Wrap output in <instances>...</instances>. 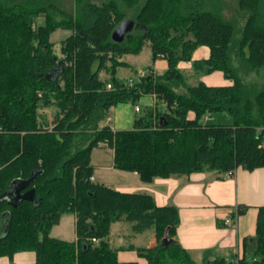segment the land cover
<instances>
[{"label":"trees","instance_id":"16d2710c","mask_svg":"<svg viewBox=\"0 0 264 264\" xmlns=\"http://www.w3.org/2000/svg\"><path fill=\"white\" fill-rule=\"evenodd\" d=\"M81 1L76 0V15L70 16L54 0H0V257L31 251L33 264H137L119 262L108 241L112 223L125 220L135 232L155 229L157 245L138 249L149 264H264V205L250 256L212 260L206 251L197 263L175 239L180 223L176 206H158L151 194L95 182L91 163L93 148L107 143L114 167L136 171L145 182L196 171L232 175L239 167H264V84L257 89L244 80L264 69L259 16L264 0L239 1V11L248 15L239 38L232 23L200 0H146L122 42L112 39L124 20L114 1L83 6ZM59 28L71 31L61 45L63 59L54 54L51 41ZM146 45L152 59H166L168 68L132 78L130 85L117 75L119 67L128 65L121 58L140 54ZM202 45L209 56L193 59ZM180 61H192L197 74L222 71L233 83L189 84ZM101 72L108 77L103 79ZM180 86L185 92L177 91ZM146 94H154L159 103L146 106L131 128L101 126L113 106L132 102L141 109L137 102ZM49 106L56 108L52 131L43 130L39 119V108ZM214 113L229 114L231 123L204 121ZM34 172L21 189H34L33 199L15 203L14 193L4 195L15 180H28ZM245 211L242 207L238 214ZM71 212L76 241L52 237V228Z\"/></svg>","mask_w":264,"mask_h":264},{"label":"crops","instance_id":"0c3cea01","mask_svg":"<svg viewBox=\"0 0 264 264\" xmlns=\"http://www.w3.org/2000/svg\"><path fill=\"white\" fill-rule=\"evenodd\" d=\"M140 54H124L121 60L127 62L128 65L119 67L117 75L119 76L120 69H130L133 72L132 76L119 77L124 80L130 78L138 80L142 70L156 76L168 68L166 59L157 58L153 60L152 53L148 68H138L134 59ZM208 56L209 48L205 45L199 46L193 52V59H203ZM130 57L133 60L130 61ZM178 67L185 75L187 83L189 80L197 83L203 81L211 86L231 85L233 83L230 79L225 78L223 72L219 70L209 74H197L192 61H180ZM101 77L105 79L108 74L101 72ZM188 78L190 79L187 80ZM144 97L148 106L154 105L156 102L159 103L154 94H146ZM113 107L106 124H109L113 130L131 128L134 120L131 111L129 120L126 122L127 127L116 128L111 126L110 121L114 118ZM208 118L211 117L205 119ZM104 124L101 123V126ZM92 165L94 166L93 180L95 182L108 185L121 192L151 194L158 206H176L179 210L180 223L176 230L175 239L197 263L203 261L206 251H210L212 257H221L229 261L252 253L249 246L253 243L252 238L256 233L259 208L264 205V167L251 171L239 167L232 175L210 170L196 171L187 175L155 177L152 181L145 182L141 180L136 171L115 168L113 160L107 166L96 165L95 163ZM106 170L121 177H117L113 181L103 174V171ZM242 207H246V211L238 214V210ZM65 219L73 224L75 230L70 240L53 233L54 227L60 226ZM75 223L76 216L74 213L64 214L60 223L52 228L51 236L70 242L76 241ZM64 231L60 230V232ZM108 241L110 246L116 250V257L119 262L149 264L138 249L156 246L158 235L154 228L135 232L131 222L122 220L112 223ZM34 261L35 254L31 251L18 252L13 258L0 257V264H33Z\"/></svg>","mask_w":264,"mask_h":264},{"label":"rangeland","instance_id":"374dc122","mask_svg":"<svg viewBox=\"0 0 264 264\" xmlns=\"http://www.w3.org/2000/svg\"><path fill=\"white\" fill-rule=\"evenodd\" d=\"M114 1L116 4L117 9L123 14L124 20L125 19H133L137 12L140 10L142 5L146 2V0H138V4L130 6L129 4H132L133 2H129L127 0H82L80 4L86 5L89 2L101 4L103 2H109ZM202 1L204 8L208 10H213L216 13H218L225 21H228L232 23L236 30V37L239 38L242 35V30L244 27V24L247 20L248 15L245 13H242L239 11V1L240 0H200ZM54 2L58 5L59 8L64 10L67 15H76L77 11V3L76 0H54ZM259 16L263 19L264 23V2L263 6L259 9ZM39 22H43V17L38 18ZM71 33L70 30L59 28L51 35V41L54 42L53 52L58 58L63 59L67 58L66 53L62 51L61 45L64 41V39L69 36ZM151 59V52L148 45L142 50L141 54L134 59L136 61V66L138 68L142 67L144 69L148 68V64ZM129 60H133V58H129ZM235 61V60H234ZM119 76H122L124 78L128 76H132L133 72L130 69H120ZM140 75V73H139ZM240 76L242 77L243 74L240 72ZM140 77V76H139ZM190 78H192L190 76ZM188 78L187 80H189ZM194 79V78H192ZM196 80V79H195ZM244 80L250 83V85L255 86L257 89H261L264 84V69H260L258 72H252L248 73L246 76L244 75ZM190 83H197V82H191ZM178 92L182 91L185 92V89L183 86H180L177 89ZM161 102V101H160ZM138 105L141 107L140 112L135 111V103L128 102V103H121L117 105L116 107H113L112 114L114 116L113 120L110 121L111 126H115L116 128H124L127 127L128 124L126 122L129 120L130 117V111L132 113L131 116L137 117L141 113L144 112V109L146 106H148V102L145 99L144 95L138 100ZM153 105V104H152ZM162 104H160L161 106ZM164 108H162L161 112H163ZM56 112V108L54 106L49 107H40L39 108V119H40V126L43 130L52 131L54 128V115ZM204 121H208L211 123H231L232 118L227 113H214L211 118L204 119ZM108 123V122H107ZM104 124V123H103ZM106 124V123H105ZM91 159L92 163H95L96 165H109L112 163L113 160V150L111 146H109L107 143H100L98 147L93 148L91 153ZM103 174L106 177H109V179H112L113 181L117 179V177H121L118 175H114L110 171L106 170L103 171ZM93 180V179H92ZM98 181H100L98 179ZM65 230L64 232H60V230ZM53 233L55 235H59L60 237H66V239L70 240L72 239V236L75 233L73 224L68 222V219H65L63 223L60 226H56L53 229ZM58 236V237H59ZM254 243H252L249 246V250L251 252H254ZM252 254V253H251ZM210 258L213 260L215 257L210 256Z\"/></svg>","mask_w":264,"mask_h":264},{"label":"water","instance_id":"95a60500","mask_svg":"<svg viewBox=\"0 0 264 264\" xmlns=\"http://www.w3.org/2000/svg\"><path fill=\"white\" fill-rule=\"evenodd\" d=\"M135 26V20L134 19H125L122 22H120L117 27L114 29L112 33V39L115 42H122L125 37L127 36L128 33H130ZM38 172H34L33 176L28 179V180H22V179H17L13 182L11 189L6 192L4 195L5 196H10L14 193L13 201L17 203L21 199H33L35 190L31 189L28 190L24 193H21V189L24 188L28 183H30L34 177L37 175ZM171 242V239L168 235V232L166 231L165 238H164V243L165 245H168Z\"/></svg>","mask_w":264,"mask_h":264},{"label":"built area","instance_id":"2783aa9c","mask_svg":"<svg viewBox=\"0 0 264 264\" xmlns=\"http://www.w3.org/2000/svg\"><path fill=\"white\" fill-rule=\"evenodd\" d=\"M147 74H148V73H147L146 71L142 70V71L140 72V75H139V76H140V77H144V76H146ZM128 81H129V84H130V85L133 84V79H132V78H130ZM107 87H108V88H111L112 86H111V84H108ZM135 110H136V111H139L140 109H139L138 106H136V107H135ZM92 179H93V177H92ZM93 241L98 242V239L93 238Z\"/></svg>","mask_w":264,"mask_h":264}]
</instances>
